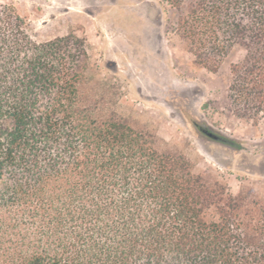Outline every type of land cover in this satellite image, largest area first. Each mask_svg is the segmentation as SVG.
Returning a JSON list of instances; mask_svg holds the SVG:
<instances>
[{"label": "trees", "instance_id": "1", "mask_svg": "<svg viewBox=\"0 0 264 264\" xmlns=\"http://www.w3.org/2000/svg\"><path fill=\"white\" fill-rule=\"evenodd\" d=\"M195 65L237 49L229 109L264 118V0H166ZM84 37L0 3V264H264V197L232 194L100 110ZM218 141L235 146L224 136Z\"/></svg>", "mask_w": 264, "mask_h": 264}, {"label": "rangeland", "instance_id": "2", "mask_svg": "<svg viewBox=\"0 0 264 264\" xmlns=\"http://www.w3.org/2000/svg\"><path fill=\"white\" fill-rule=\"evenodd\" d=\"M27 19L31 36L44 41L84 37L89 70L83 89L152 136L160 152L181 154L205 180L232 194L264 197V118L257 124L230 111L227 85L232 50L215 71L193 63L177 30L183 9L166 0H0ZM227 137L235 146L209 136Z\"/></svg>", "mask_w": 264, "mask_h": 264}, {"label": "water", "instance_id": "3", "mask_svg": "<svg viewBox=\"0 0 264 264\" xmlns=\"http://www.w3.org/2000/svg\"><path fill=\"white\" fill-rule=\"evenodd\" d=\"M207 134H208L209 136L213 137V138H216V137H217V135H215V134H213V133H211V132H208Z\"/></svg>", "mask_w": 264, "mask_h": 264}, {"label": "flooded vegetation", "instance_id": "4", "mask_svg": "<svg viewBox=\"0 0 264 264\" xmlns=\"http://www.w3.org/2000/svg\"><path fill=\"white\" fill-rule=\"evenodd\" d=\"M204 132L208 133V130H206L205 128H201Z\"/></svg>", "mask_w": 264, "mask_h": 264}]
</instances>
